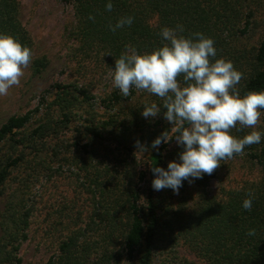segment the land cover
<instances>
[{
    "label": "trees",
    "instance_id": "trees-1",
    "mask_svg": "<svg viewBox=\"0 0 264 264\" xmlns=\"http://www.w3.org/2000/svg\"><path fill=\"white\" fill-rule=\"evenodd\" d=\"M59 1L73 4L77 20L76 36L82 47L104 52L113 68L115 59L119 58L126 45L136 47L140 53L151 52L165 43L159 35L163 27L182 25L183 32L180 34L185 37L199 32L213 39L216 49L213 60H234L235 69L243 73L237 85L241 96L249 91H264V40L250 57L243 53L236 58L230 51L229 40L240 29L238 18L228 15V11L234 8L232 0H111L113 9L110 12L105 7L108 0ZM89 15L95 19H88ZM124 16L134 17L131 26L126 25L115 33L108 29L110 22L114 25ZM156 18L158 23L153 25L152 21ZM250 27L247 20L241 33H248ZM0 33L12 35L33 53L34 44L21 21L18 0H0ZM32 67L34 74L39 75L48 67V62L46 59L34 60ZM137 94L138 91L133 88L131 94L124 97L119 89H115L101 103L107 110L122 109L124 103L132 101ZM153 96L161 108L153 125V118L140 117L137 111L134 123H122L123 130L115 132L119 128L117 116H111L107 121L91 117L80 126L81 130H77L84 138L81 141L86 143L77 142L74 145L73 149L77 152L71 161L82 179V187L96 199L93 216L87 227L89 229L76 228L61 242L58 254L52 256L47 264H156L155 253L158 243L162 242L161 235H166V228L173 230V220L163 219L165 210L152 187L155 176L151 168L167 170L168 147L175 137L166 144L162 142L157 148L151 146L158 136L173 126L165 123L163 113L166 109L162 101ZM49 97L52 100L48 103ZM94 101L96 97L83 86L56 83L44 91L36 108L23 115L11 116L1 125L0 199L12 172L24 163L40 158L45 149L44 141L56 138L68 129L72 118L77 115V105L92 106ZM45 105L48 111L55 109L59 119L56 120V114H48L46 122L41 121L27 133L34 115ZM147 127L148 135L144 136ZM137 129L143 132L144 139L149 143L148 170L137 174L136 170H127L126 164L114 168L106 165L101 169L99 165L102 163L97 159L99 148L106 143H116L134 154L137 140L133 136ZM250 131L252 129H233L231 134L242 138ZM120 133L124 135L120 137ZM129 139L131 145L128 146ZM21 145L25 146V152L19 151ZM238 156L254 162L261 171V177L245 183L241 188L229 190L222 199H217L208 192L216 170L212 175L204 174L196 180L201 200L183 221L180 220L181 235L205 264H264V138L259 144L246 147L243 155L234 158ZM182 187H187V180L183 181ZM249 190L254 192L251 211L242 207L243 201L249 198ZM29 219L30 211H21L14 203L2 214L0 264H23L19 251L28 238ZM250 229H255L256 235H247ZM91 231L98 238L91 239V235L89 238L87 232ZM182 264L198 263L185 260Z\"/></svg>",
    "mask_w": 264,
    "mask_h": 264
},
{
    "label": "rangeland",
    "instance_id": "rangeland-1",
    "mask_svg": "<svg viewBox=\"0 0 264 264\" xmlns=\"http://www.w3.org/2000/svg\"><path fill=\"white\" fill-rule=\"evenodd\" d=\"M18 1L21 21L34 44L32 61L24 70L20 86L12 87L8 95L0 96V127L11 116L23 115L36 108L44 91L56 83L83 86L96 97L92 106L86 104L76 106L77 115L72 118L68 129L60 132L58 137L44 141L45 149L40 158L24 163L12 172L4 196L0 199V223L2 214L11 203L21 211H30L28 238L19 251L23 264H47L52 256L58 254L61 242L77 230L76 228L89 229L87 227L93 216L96 199L82 187V179L79 178L71 161L77 152L73 149L74 145L77 142L86 143L81 141L84 138L77 130L91 117L107 121L111 116H117L119 121V128H116L115 132L123 130L121 126L123 122H127L126 125H130V121L134 123L137 111L141 117L145 105L157 102L153 94L137 90V96L132 101L124 103L122 109L121 107L114 110L105 109L101 103L102 99L107 98L116 89L110 75L114 68L104 52L82 47L76 36L77 20L73 4L59 0ZM232 4L234 8L228 11V15L238 18L240 29L236 31V36L232 35L229 40L232 46L230 51L236 58L241 57L243 53L250 57L264 40V0H232ZM247 20L250 21L251 27L248 33L242 34L240 30L245 28ZM157 23V18L152 21L153 25ZM41 59L47 60L48 67L43 73L35 75L33 61ZM51 100L49 97L48 103ZM47 105L34 115L33 122L26 130L27 133L36 128L41 121L46 122L48 114H56L55 109L48 111ZM158 117L159 115L152 119V125L156 123ZM58 119L59 116L56 120ZM164 120L165 123L168 122L165 118ZM169 125L172 126L171 123ZM137 130L133 139L145 146L147 151L137 152L136 147L134 154H130L116 143H106L99 148L97 157L102 163L99 165L101 169L106 165L114 168L126 164L127 170H136L137 174L141 170H148L149 143L144 136L148 135L149 128L147 127L144 136L140 129ZM255 130L260 131L264 138V115L261 116ZM123 135L120 133V137ZM126 144L131 145V140L129 139ZM18 148L19 151L26 150L24 145ZM168 148L167 166L170 161L179 163V154L184 151L183 146L178 145L175 139ZM127 154L129 157H126ZM260 177L261 171L254 162L244 156H238L221 162L208 192L211 197L222 199L227 191L241 188L245 183L256 181ZM196 180H192L191 183L187 180V187L184 189L181 187L178 195L170 188L157 191V198L165 210L163 219L173 220V230L169 231L166 228V235H161L162 242L158 243L155 253L156 264H182L185 260L205 264L181 235L179 227L180 220L183 221L201 200ZM89 235L92 236L91 239L98 238L92 231L87 232L88 237Z\"/></svg>",
    "mask_w": 264,
    "mask_h": 264
},
{
    "label": "clouds",
    "instance_id": "clouds-1",
    "mask_svg": "<svg viewBox=\"0 0 264 264\" xmlns=\"http://www.w3.org/2000/svg\"><path fill=\"white\" fill-rule=\"evenodd\" d=\"M105 7L112 11L111 0ZM88 19L95 17L89 15ZM133 22V16H124L114 25L110 22L108 29L115 33ZM182 32V25L163 27L159 35L165 43L151 52L140 53L136 47L126 45L110 73L113 87L124 97L135 88L162 101L166 109L164 118L173 126L151 146L157 148L175 137L184 151L179 154L180 162L170 161L167 170L151 168L155 176L152 187L156 191L170 188L177 195L183 181L191 183L204 174L212 175L222 161L243 155L246 147L259 144L262 133L255 128L264 115V91L240 95L237 85L243 73L236 70L230 60H213L216 57L213 39L199 32L185 37ZM31 61L30 48L12 35L0 33V96L20 86L24 70ZM160 112L161 108L153 102L143 107L142 116L155 118ZM233 129L253 130L237 138L231 134ZM136 147L137 152L147 151L139 141ZM248 197L242 207L251 211L254 192L249 190ZM247 235H256V230L250 229Z\"/></svg>",
    "mask_w": 264,
    "mask_h": 264
}]
</instances>
